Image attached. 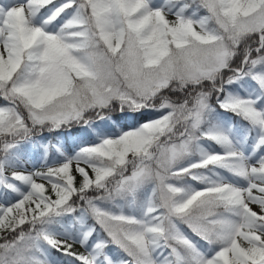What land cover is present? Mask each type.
I'll use <instances>...</instances> for the list:
<instances>
[{"label": "rangeland", "instance_id": "obj_1", "mask_svg": "<svg viewBox=\"0 0 264 264\" xmlns=\"http://www.w3.org/2000/svg\"><path fill=\"white\" fill-rule=\"evenodd\" d=\"M47 1L0 0V93L7 96L0 102V264H78L73 255L102 264L104 242L98 233L90 240L87 213L135 264H212L219 237L229 264H237L241 253L263 255L264 226L255 228L253 219L264 218V0L252 10L248 0H57L42 10ZM183 11L194 30L173 37L175 51L166 53L161 21L175 25ZM247 31L260 41L254 48L259 56L238 70L248 78L249 94L244 99L228 88L220 104L249 124L223 118L205 92L192 104L162 100L154 109L165 118L163 134L139 153L125 151L127 161L105 181L107 161H86L82 146L67 152L52 141L56 156L49 161L46 146L33 157L18 152L15 139L26 121L55 128L111 99L146 105L170 79H213ZM72 72L82 88L72 83ZM132 129L86 145L106 152L105 143L122 144ZM136 131L145 134L143 125ZM96 175L102 190L90 197L87 211L78 208L74 223L64 218L71 191ZM203 184L221 198L199 197V206L180 211ZM48 197L57 209L28 222ZM207 201L215 206L208 214ZM204 220L217 224L207 228ZM157 221L179 246L152 239ZM183 224L201 234L207 229L213 242L199 241ZM141 235L142 247L136 242ZM52 249L65 250L64 260ZM108 257L106 264H124Z\"/></svg>", "mask_w": 264, "mask_h": 264}, {"label": "trees", "instance_id": "obj_2", "mask_svg": "<svg viewBox=\"0 0 264 264\" xmlns=\"http://www.w3.org/2000/svg\"><path fill=\"white\" fill-rule=\"evenodd\" d=\"M56 1L57 0H49L45 3H42V5H40L41 9L46 10L47 8L53 6ZM186 1L192 3V0ZM254 2L258 4L259 0L247 1V7L250 10L256 8V6H254ZM91 10L95 11L94 9ZM184 10L186 11V7H184ZM185 11H183L181 18L178 19V22L175 25H171L165 20L161 21V24L165 28L168 35L166 41L169 47L165 51L166 53L175 51L173 37H179L180 33L184 32L185 30H194L195 26L188 20ZM95 13L97 16L96 11ZM261 36L264 37V28L261 29ZM176 39L179 41L178 38ZM259 43L260 41L258 33L247 31L246 34L240 37L238 43L234 46L233 52L228 55L225 64L215 72L213 79L200 78L196 81H180L177 79H170L166 85L160 86L148 98L145 99V101L147 102L146 105L142 104L141 106H133L127 101H123L120 99H111L106 105L83 108V110L79 113L80 115L76 116L66 123H61L58 127L55 128L47 122L36 124L32 123L31 121H26L24 127L18 132V135L15 139L17 142H21L17 146L18 152L23 157H33L34 154H37L35 153V149L46 146V160L49 161L53 156H56V154H54L50 148L52 141H58L67 152H71L75 147L82 146L81 150L86 161H99L97 159L98 157L107 161L109 169L105 171V175L103 178V181H105L107 180V178H109V176L111 177V174H113L117 169L122 168L123 163L127 161V159L124 157L125 151L139 153L145 150V148L150 143L152 144V142L157 139L155 138V135L161 136L163 134L160 133V131L166 126L165 118L163 116H158L157 109H154V107L157 106L162 100H167L173 103L185 102L187 104H192L199 92H205L208 100L217 107V111L223 118L237 120L242 124H249L250 122L246 117L241 115L235 109L222 106L220 104V101L224 98L228 88L240 90L244 96L242 98L246 99L249 91L245 85L250 83L247 81L248 78L246 76L240 75L238 73V70H240L242 67H247L250 61L259 56L258 52L254 50L255 45ZM246 55L247 58L243 60ZM71 77L72 83L75 84L78 88H82L78 76L72 72ZM230 78L232 79L229 81V83H227L226 81ZM242 83L244 85H242ZM6 97V95L0 93V102L4 103ZM138 125L144 126L145 134H139L136 131ZM131 128H133V133L128 135L122 144L119 145V143H117L116 141H109L105 143L108 149L106 152L101 151L96 147H88L86 145L87 143H98L100 142V140L104 139L110 134L122 133L130 130ZM198 135L200 136L203 134ZM183 136V134L177 135L175 139H180ZM204 136L207 138L211 137L209 135ZM167 141L172 142L173 139H168ZM58 157L60 159L63 158L62 156ZM97 169L100 170L101 168ZM99 179L100 175H96L92 179H90L87 185H84L77 189H73L71 191V194L69 195L66 203L71 204L72 208L69 211L63 213L64 218L71 217L72 222L74 223L76 221L75 214L77 213L78 208L83 207L87 211V202L89 201L90 197L98 195L102 190L100 189V187L95 186L96 183L100 182L98 181ZM182 182H184V180H182ZM106 183L108 184V181ZM88 185L93 186V188H89ZM210 186L211 184H203L200 187V190L196 192V194L194 193L191 198L183 202L180 211L186 212L196 203H199L197 202L199 201V197H201V199H204L206 198V195H212V197L216 199L221 198L219 197V190L213 189ZM46 201L48 205L45 204V209L42 208L34 212L33 218L28 222H36V219L40 216H43L44 213H53L57 209L58 205L55 201H52L51 198L48 197ZM199 205L200 203L198 204V206ZM214 207V205L209 204V202L207 201L203 206V210L208 214V210H214ZM86 216V220H88V223H90L88 228L86 229L90 240L98 233L101 240L104 242L100 249V253H98L102 264H106L107 260H111L108 255L114 258L113 261L123 259L124 264H135L131 260L130 255L127 254V251L118 244L114 243L100 224L96 223V221L88 213ZM206 217L207 216H205L204 218L205 220ZM215 219L216 218H214L213 220ZM205 220L204 222L207 224V228L210 226L214 228L215 224H217L216 221ZM208 224L210 225L208 226ZM183 226L189 234L194 236L199 241L212 243L214 240L211 238V233H208L207 229L201 234L192 229L189 225L183 224ZM253 226L255 228L263 227L264 218L260 215H255L253 219ZM217 228H220L219 223L217 225ZM218 232L221 236L222 233L220 231ZM256 238L257 236L255 235V238H253V240H255ZM152 239L172 244L176 243L172 241L167 232H165V223L163 221H157L154 224ZM136 242L139 246H144L143 235L139 236L136 239ZM259 242V244H262L261 241ZM214 243L216 246V251L213 255L212 264H229V260L226 256L227 248L225 247L226 245L222 243L221 237L215 238ZM176 245L179 246L178 243H176ZM52 251L55 252L59 257H61L62 260H64V254L66 253L65 250L62 249L59 251L56 249H52ZM106 253H108V255H105ZM73 256L78 264H85L82 263L81 258L76 257L75 255ZM184 262H186L187 264H192L191 260ZM237 264H264V254L259 256L257 254L244 255L241 253L239 255V261Z\"/></svg>", "mask_w": 264, "mask_h": 264}]
</instances>
